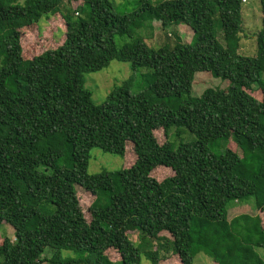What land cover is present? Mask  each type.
<instances>
[{"label":"trees","instance_id":"16d2710c","mask_svg":"<svg viewBox=\"0 0 264 264\" xmlns=\"http://www.w3.org/2000/svg\"><path fill=\"white\" fill-rule=\"evenodd\" d=\"M81 1L0 0V229L15 233L0 264H160L169 251L171 264L201 252L264 264V0L255 57L239 53L244 0H138L127 15L111 0ZM56 15L64 40L37 55L23 31ZM155 21L189 27L194 43L150 48ZM114 61L149 69L146 88L133 94L131 76L95 104L85 75ZM199 72L230 87L194 97ZM128 143L134 165L88 173L92 150L123 158ZM159 167L174 175L158 181ZM80 191L95 197L89 222ZM251 198L262 219L229 220L228 205Z\"/></svg>","mask_w":264,"mask_h":264},{"label":"rangeland","instance_id":"374dc122","mask_svg":"<svg viewBox=\"0 0 264 264\" xmlns=\"http://www.w3.org/2000/svg\"><path fill=\"white\" fill-rule=\"evenodd\" d=\"M22 3L25 0H20ZM80 3L82 2L79 0ZM115 6V10L120 15L131 14L138 9V0H111ZM158 3L160 0H153ZM162 1V0H161ZM75 4L74 6H76ZM73 6V7H74ZM155 31L150 39H146V43L150 48L159 49L166 44L175 45L177 39L183 43H194V32L184 25H172L165 27L162 23L154 22ZM262 28V11L260 0H245L243 3V32L240 43L239 53L247 57H255L257 55L256 34ZM66 25L60 15L49 20H43L39 25H35L23 31L24 39L31 42V47L38 50L37 55L43 52L58 47L64 40ZM141 34V31H140ZM144 34V32H143ZM128 39L117 38L118 45L124 44ZM147 68L138 69L135 73L127 63L112 62L106 69L85 75V87L92 93V99L95 104H101L106 99L108 94L116 85H120L123 81L134 76L132 92L137 94L146 88V82L143 80V75L149 73ZM264 78V74H263ZM230 87L229 80L214 77L209 72H199L195 76V81L192 88V96L200 97L207 89H222L226 90ZM257 86L253 88L255 97L260 99V93ZM155 136L159 144L167 142V137L164 130L155 132ZM174 138V135L172 136ZM171 139V140H172ZM137 157L134 152L133 145L128 143L125 157L104 153L99 149L91 151V161L89 163L88 173L93 175L101 171H116L124 168H130L134 165ZM174 175L172 170L159 167L153 171L152 176L158 181H162L167 177ZM79 201L85 218L89 222L91 220L89 207L94 202L95 197L89 193L80 191L78 193ZM255 201L253 198L245 202H231L228 205L229 220H233L240 215H249L251 217L259 216L262 219V213L256 210ZM264 218V217H263ZM263 222V220H262ZM131 240L135 243L139 242L138 233H129ZM8 238L15 240V233L11 226L3 225L0 229V243L3 239ZM108 257L113 262H119L120 256L113 250L106 252ZM258 253L263 257L264 251L258 250ZM55 252L51 249H46L43 255L45 259H51ZM66 257H75L74 253H63ZM168 257L160 264H171L173 257L172 251L166 253ZM176 257V256H175ZM173 262V261H172ZM179 262V260L177 261ZM43 264H50L45 262ZM141 264H150L146 259H142ZM193 264H215L213 260L203 252L199 253Z\"/></svg>","mask_w":264,"mask_h":264},{"label":"built area","instance_id":"2783aa9c","mask_svg":"<svg viewBox=\"0 0 264 264\" xmlns=\"http://www.w3.org/2000/svg\"><path fill=\"white\" fill-rule=\"evenodd\" d=\"M245 1V0H244Z\"/></svg>","mask_w":264,"mask_h":264}]
</instances>
